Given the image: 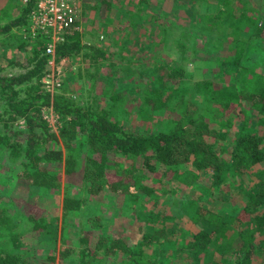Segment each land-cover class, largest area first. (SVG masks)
<instances>
[{
  "label": "trees",
  "instance_id": "obj_1",
  "mask_svg": "<svg viewBox=\"0 0 264 264\" xmlns=\"http://www.w3.org/2000/svg\"><path fill=\"white\" fill-rule=\"evenodd\" d=\"M36 1L28 0L19 17L0 25V35L9 34L15 27L27 28ZM146 3L147 0H138L139 5L147 7ZM190 23L195 24V19ZM238 27L232 23L218 38L224 51L234 47L224 44L228 42L226 36L233 37ZM69 32L71 34L63 35V41L56 47L57 63L66 57L79 56L93 62L101 55V51L91 45L80 43L77 31ZM181 33L175 31L174 36L173 29H164L161 36L185 49L184 43L189 44L190 37L184 38ZM213 44L211 41L212 55L207 62L217 68L220 76L216 78L220 77L224 84L215 86L207 81L175 88L171 81L177 75L183 77L186 69L173 65L171 76H161L154 81V89L146 91L142 87L138 96L144 105L149 101L143 109L153 110L155 113L151 114H156L157 119L160 117L156 123L161 127L146 133L126 131L107 112L82 107L59 95L58 91L50 95L42 90L40 81L47 63V57L41 54L42 48L32 49L23 64L17 65L24 67L22 73L4 74L0 67V101L5 105L0 114V161L6 158L13 164L19 163L20 170L15 176L34 192L35 198L50 191L58 196L62 191L61 228L69 219L79 217L71 215L83 212V206L92 197H100L107 191L115 194V201L126 202L122 208L114 207L115 211L124 215L136 213L138 218L142 203L152 199L151 207L156 208L161 199L177 193V187L164 186L163 180H167L166 183L178 181L191 189L196 187L198 176L190 178L192 171H210L213 177L207 192H221V197L228 201L223 214L198 207L189 221L197 231L184 235V242L174 237L173 229L163 226L150 227L152 233L143 230L137 242L115 233L96 238L92 248L85 240L86 247L77 254L78 264L106 263L117 253L125 257L122 264H215L213 261L205 263V254L214 252L219 258H231L232 264H252L253 258L264 252V46L255 51L257 61L247 58L242 63L247 52L239 54L240 49H234L238 51L234 59H220L213 54L218 44ZM48 106L59 116L58 135L52 133L41 118L42 108ZM20 121L24 123L23 128L13 131L12 127ZM226 148H229L227 161L222 158ZM5 175L0 173V192L6 183ZM248 177L253 179L250 189L240 190L243 196L233 201L236 196L231 195L233 191L229 190L227 179L248 180ZM71 187H79L76 194L69 193ZM1 200L0 193V264H44L30 261V256L36 257V253L20 251L19 247L29 244L26 237L33 240L46 232L45 217L29 215L31 227L25 233L18 231L21 225L18 215L12 214ZM217 202L222 203V200L218 198ZM58 208L53 211L55 215ZM153 211L147 216V222L158 218ZM87 221L97 227L96 218ZM54 223L57 225L56 220ZM223 228L237 232L239 249L231 250V242H225L226 237L220 238ZM227 234L231 236V232ZM220 239L219 243L227 246L212 250L213 243ZM164 243H168L166 250L162 249ZM42 245L47 246L46 241H42ZM153 248L157 253L150 256L148 250ZM63 256L50 257L45 264H55L56 260H63Z\"/></svg>",
  "mask_w": 264,
  "mask_h": 264
},
{
  "label": "rangeland",
  "instance_id": "obj_2",
  "mask_svg": "<svg viewBox=\"0 0 264 264\" xmlns=\"http://www.w3.org/2000/svg\"><path fill=\"white\" fill-rule=\"evenodd\" d=\"M27 1L0 0V25L19 17ZM146 4L147 7L139 5L138 0H80L78 28L73 31L79 33L80 43L91 45L93 49L101 51V55H97L93 62L79 56L63 58L56 64L61 72L59 95L68 97L76 104L93 111L107 112L112 118L117 119L126 131L136 133L157 131L161 127L156 123L160 117L157 119L156 114H151L155 111L143 109L148 106L149 101L144 105L138 96L142 87L146 88V91L154 89V81L161 76H171L170 68L173 65L186 69L183 77L177 75L171 81L175 88L207 81L214 83L215 86L224 84L220 77L216 78L220 76L217 68L207 61L212 55L211 41H214L213 45L218 44V38L227 32L232 23L238 24L239 27L233 31V37L226 36L228 42L224 45L234 47L224 51V47L218 44L214 55L217 54L220 59H234L238 52L236 50L240 49L239 54L247 52L245 58L241 60L242 63H245L247 58L257 61L255 51L264 46V0H147ZM194 19L196 23L191 24L190 21ZM164 29H173L174 36L175 31L182 32V37H190V43H184L185 49L170 44V39L165 41L161 36ZM262 30L263 33H258ZM39 34L36 31L32 32L29 27L19 26L13 28L7 35H0L2 73L24 72V67L17 65L23 64L27 53L34 48L44 49L45 37L43 33V36ZM69 34L71 33L67 35ZM50 70L51 68L46 65L44 74ZM40 83L42 90L45 91L42 81ZM4 109L5 105L0 101V114ZM46 124L52 133L58 135V130L55 132L49 123ZM23 126V121H20L12 130H21ZM60 127L61 123L57 129ZM225 150L222 158L227 161L229 148ZM18 164H13L6 158L0 161V173L6 174L4 176L6 183L0 192L1 202L9 207L12 214L18 215L21 224L18 231L23 230L25 233L31 227L29 215L41 214L45 217V224L48 223L46 232L33 240L26 237L29 244L19 247L20 251L36 253V257L33 254L30 256V261L44 264L50 261V257L55 256L58 259V255L62 254L63 260H56L55 264H78V251L86 245H89V248L94 247L96 238L110 237L116 233L137 242L142 238L143 230L152 233L150 227L156 229L163 226L168 230L173 229L174 237L184 242L186 239L184 235L189 231L190 233L197 231V227L189 221L190 217H194L198 207L223 214L228 205V201L221 197V192L216 190L210 194L207 192L213 177L210 171H192L189 174L190 178L196 174L198 176L196 187L191 189L180 185L178 181L166 183L167 180H163L164 186L168 184L177 187V193L161 199L156 208L151 207L154 200L147 197L149 201L142 203L138 218L136 213L124 215L120 211H115L114 207L122 208L126 202L123 199L115 201V194L107 191L100 197H92L85 203L86 206H83V212L71 215L79 217L69 219L67 225L61 228L62 191L58 196L50 191L38 198L33 197L34 192L28 190L25 183L18 181L15 176L20 170ZM10 169L12 171H9ZM227 180L229 190L233 191L231 195L236 196L233 201H237L243 196L241 191L250 189L253 179L248 177V180L240 178ZM62 185L66 188L64 180ZM77 190L79 187H71L69 193L74 195ZM218 198L222 203L217 202ZM169 199L175 201L169 202ZM135 204L139 206L138 203ZM57 207L59 208L55 215L53 211L57 210ZM151 211L159 216L147 222L146 218ZM172 215L175 218H171ZM92 218L97 219V227L91 221H87ZM55 220L57 225L54 223ZM227 231L231 232V236ZM225 237L227 238L225 242L230 241L232 244H229L231 250L239 249L236 231L223 228L220 231V238ZM221 239L213 243L212 250L218 251L217 248L227 246L225 243L222 245L219 243ZM42 241H46L47 246H43ZM167 247L168 243H164L162 249L166 250ZM155 253L157 252L154 248L148 250L150 256ZM124 259L123 254L117 253L102 264H122ZM207 261H213L215 264L233 263L232 259L226 256L219 258L216 252L211 255L205 254V263ZM252 262L264 264V252L257 254Z\"/></svg>",
  "mask_w": 264,
  "mask_h": 264
},
{
  "label": "built area",
  "instance_id": "obj_3",
  "mask_svg": "<svg viewBox=\"0 0 264 264\" xmlns=\"http://www.w3.org/2000/svg\"><path fill=\"white\" fill-rule=\"evenodd\" d=\"M80 0H37L30 12L27 26L32 32L44 34L45 46L42 56L47 57L46 65L50 71L41 79L46 93H56L61 86V72L58 70L56 47L63 41V35L78 28ZM76 31V30H75ZM43 33V34H42ZM41 118L56 132L59 116L52 106L41 110Z\"/></svg>",
  "mask_w": 264,
  "mask_h": 264
},
{
  "label": "crops",
  "instance_id": "obj_4",
  "mask_svg": "<svg viewBox=\"0 0 264 264\" xmlns=\"http://www.w3.org/2000/svg\"><path fill=\"white\" fill-rule=\"evenodd\" d=\"M68 59V58H67Z\"/></svg>",
  "mask_w": 264,
  "mask_h": 264
}]
</instances>
